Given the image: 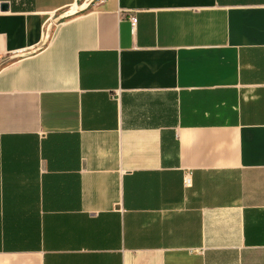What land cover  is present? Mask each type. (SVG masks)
I'll use <instances>...</instances> for the list:
<instances>
[{
    "label": "crops",
    "instance_id": "crops-1",
    "mask_svg": "<svg viewBox=\"0 0 264 264\" xmlns=\"http://www.w3.org/2000/svg\"><path fill=\"white\" fill-rule=\"evenodd\" d=\"M2 3L0 264H264V0Z\"/></svg>",
    "mask_w": 264,
    "mask_h": 264
},
{
    "label": "built area",
    "instance_id": "built-area-1",
    "mask_svg": "<svg viewBox=\"0 0 264 264\" xmlns=\"http://www.w3.org/2000/svg\"><path fill=\"white\" fill-rule=\"evenodd\" d=\"M130 23H131V26L134 27V25H135V18L134 17H130ZM188 182H189V178H186L184 180V183L186 184Z\"/></svg>",
    "mask_w": 264,
    "mask_h": 264
},
{
    "label": "water",
    "instance_id": "water-1",
    "mask_svg": "<svg viewBox=\"0 0 264 264\" xmlns=\"http://www.w3.org/2000/svg\"><path fill=\"white\" fill-rule=\"evenodd\" d=\"M8 9V5L6 3H2L0 5V11H6Z\"/></svg>",
    "mask_w": 264,
    "mask_h": 264
}]
</instances>
